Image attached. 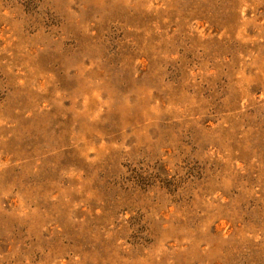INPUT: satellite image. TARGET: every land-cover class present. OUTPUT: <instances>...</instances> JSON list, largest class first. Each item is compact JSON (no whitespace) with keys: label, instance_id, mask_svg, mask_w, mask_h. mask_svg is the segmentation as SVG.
I'll use <instances>...</instances> for the list:
<instances>
[{"label":"rangeland","instance_id":"obj_1","mask_svg":"<svg viewBox=\"0 0 264 264\" xmlns=\"http://www.w3.org/2000/svg\"><path fill=\"white\" fill-rule=\"evenodd\" d=\"M0 264H264V0H0Z\"/></svg>","mask_w":264,"mask_h":264}]
</instances>
